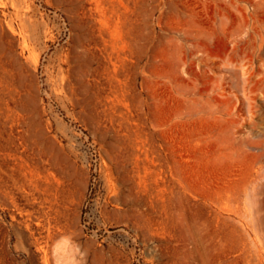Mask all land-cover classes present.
I'll return each instance as SVG.
<instances>
[{
    "label": "rangeland",
    "instance_id": "obj_1",
    "mask_svg": "<svg viewBox=\"0 0 264 264\" xmlns=\"http://www.w3.org/2000/svg\"><path fill=\"white\" fill-rule=\"evenodd\" d=\"M259 205L264 0H0V264H259Z\"/></svg>",
    "mask_w": 264,
    "mask_h": 264
},
{
    "label": "bare ground",
    "instance_id": "obj_2",
    "mask_svg": "<svg viewBox=\"0 0 264 264\" xmlns=\"http://www.w3.org/2000/svg\"><path fill=\"white\" fill-rule=\"evenodd\" d=\"M242 70L244 69L243 67L241 68ZM252 78L250 76L247 75V72H243L242 71V81L245 85L249 84V83H252ZM257 83H259V81H256L255 82V85H257ZM262 210V206L259 205L257 207V209H253L252 210V224L254 226V231H255V234L258 236V239H259V244L261 246V248L263 249V255H260L258 254L256 256L257 258V262L259 264H263L264 263V234L262 232V230L260 228H258V222L260 220V214L259 212H261Z\"/></svg>",
    "mask_w": 264,
    "mask_h": 264
}]
</instances>
